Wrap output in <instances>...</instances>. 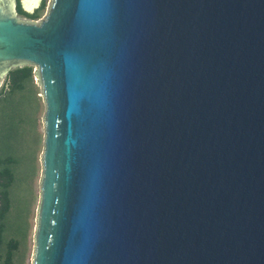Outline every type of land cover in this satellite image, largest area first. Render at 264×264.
<instances>
[{
    "label": "water",
    "instance_id": "water-1",
    "mask_svg": "<svg viewBox=\"0 0 264 264\" xmlns=\"http://www.w3.org/2000/svg\"><path fill=\"white\" fill-rule=\"evenodd\" d=\"M17 4L0 83L34 65L46 104L32 264H264V0Z\"/></svg>",
    "mask_w": 264,
    "mask_h": 264
},
{
    "label": "trees",
    "instance_id": "trees-1",
    "mask_svg": "<svg viewBox=\"0 0 264 264\" xmlns=\"http://www.w3.org/2000/svg\"><path fill=\"white\" fill-rule=\"evenodd\" d=\"M47 1L29 13L17 0L18 13L38 20ZM39 90L30 64L12 68L0 88V264H28L43 140L38 131Z\"/></svg>",
    "mask_w": 264,
    "mask_h": 264
},
{
    "label": "rangeland",
    "instance_id": "rangeland-1",
    "mask_svg": "<svg viewBox=\"0 0 264 264\" xmlns=\"http://www.w3.org/2000/svg\"><path fill=\"white\" fill-rule=\"evenodd\" d=\"M51 4V0H48L47 1V6H46V9L44 11V13L42 14L41 18L36 20V21H41L42 19H44V17L47 15L48 11H49V6ZM22 19H26L25 17H22ZM36 66H34V72H35V82L37 84V86L39 87V96L41 97V101H42V107L41 109L39 110V119H38V131H41L42 134H43V140H42V147L38 153V165H39V172H38V176L36 177L35 179V188H36V192H37V201H36V205H35V211H34V216H33V228H32V233L30 235V252H29V256H28V264H32V259H33V252H34V246H35V243H34V236H35V227H36V224H37V216H38V208H39V203H40V190H41V186H40V182H41V176H42V162H41V156H42V153H43V150H44V138H45V124H44V115H45V112H46V104H45V101H44V97L42 96V88L38 82V79H37V76H36ZM6 77V76H5ZM5 77L3 78L2 82L0 83V88L2 87L3 83H4V79ZM31 173V171H30Z\"/></svg>",
    "mask_w": 264,
    "mask_h": 264
}]
</instances>
